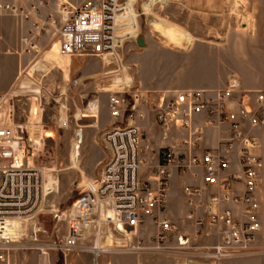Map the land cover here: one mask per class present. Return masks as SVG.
<instances>
[{
  "label": "built area",
  "instance_id": "built-area-1",
  "mask_svg": "<svg viewBox=\"0 0 264 264\" xmlns=\"http://www.w3.org/2000/svg\"><path fill=\"white\" fill-rule=\"evenodd\" d=\"M24 2H28L26 7L22 6ZM133 2L66 3L58 28L53 16L47 14L41 28L35 24L38 31L33 36L54 29L52 38L61 57L119 60L127 30L132 28ZM47 5L48 0H0V15L40 18L41 9ZM22 43L24 53L35 51L30 37L23 38ZM15 99L12 93L0 94V241H4L6 222L29 221L42 206V169L29 162L32 141L26 127L15 123ZM107 107L111 119L123 123L102 136L108 160L99 179L86 181L71 203L66 235L39 249V264H50V252L66 255L76 251L89 236L93 237V253L96 248L104 253H135L142 249L137 235L147 220L157 229L153 239L163 243L175 229L166 214L172 169L178 176L200 178L201 185L182 187L184 220L204 228L206 236L215 232L217 243L209 258L219 263L225 258L249 256L261 229L258 191L262 163L257 132L264 130V91H243L239 78L229 73L224 86L214 90L171 94L118 90L109 94ZM149 115L163 140L179 134L181 150L175 151L170 145L161 147L153 181L141 182L139 171L149 145L138 123ZM209 131L219 137L217 144L202 148ZM34 236L35 241L36 233ZM176 242L184 247L190 237L180 234ZM10 250L0 242V264H10Z\"/></svg>",
  "mask_w": 264,
  "mask_h": 264
},
{
  "label": "rangeland",
  "instance_id": "rangeland-1",
  "mask_svg": "<svg viewBox=\"0 0 264 264\" xmlns=\"http://www.w3.org/2000/svg\"><path fill=\"white\" fill-rule=\"evenodd\" d=\"M66 3L65 0H54L55 28L61 22L60 15ZM257 13L256 0H134L132 28L127 30L129 35L123 41L119 60L74 57L68 89L64 84H50L44 71L36 69L30 72L31 77L28 74V79L24 78L23 83L8 92L16 96L15 123L27 126L30 138L37 142L32 149L28 148V156L33 154L29 162L43 170L44 183L50 187L33 219L21 224L6 222L3 234L10 236L2 239L10 245V264H39V249L66 235L67 211L81 193L83 184L99 179L109 156L102 136L112 127L123 125L109 116V94L118 90L157 91L164 83L174 80L210 84L224 72H235L238 49L247 47L251 50L255 31L258 34L262 29V22L254 20ZM151 23H156L160 30L165 27L166 31H173L178 41L161 38L169 44L163 42ZM53 31L50 30L48 35L52 36ZM139 37L144 42L143 47L136 43ZM50 38L56 41L54 37ZM51 40L45 51L52 46ZM41 62L45 64L44 58ZM14 69L12 58H0V88ZM28 72L29 68L24 77ZM116 79L119 82L115 83ZM57 81L59 83V78ZM207 133L204 141L208 139ZM24 135L27 137V133ZM180 138L179 134L168 138L175 151L181 150L178 146ZM156 141L154 137L152 143L156 144ZM260 141L264 142L263 133ZM152 148L147 152L151 153ZM153 161L152 157L148 163ZM260 177V187L264 191L263 166ZM170 182L177 195L173 199L167 198L166 214L175 229L163 243L157 244L153 239L157 229L147 220L146 227L137 235L142 249L135 253L94 251V254L93 237L89 236L72 253L50 252L49 263L264 264L263 227L249 256L225 258L219 263L210 259L211 249L217 243L215 232L206 236L204 228L184 220L186 206L181 193L182 180L176 177ZM261 220H264V213ZM180 234L190 237L188 245H177L176 238ZM100 246H104L103 242Z\"/></svg>",
  "mask_w": 264,
  "mask_h": 264
},
{
  "label": "crops",
  "instance_id": "crops-1",
  "mask_svg": "<svg viewBox=\"0 0 264 264\" xmlns=\"http://www.w3.org/2000/svg\"><path fill=\"white\" fill-rule=\"evenodd\" d=\"M34 2V0H29ZM67 4L71 6H77L85 0H65ZM258 4V13L254 17L255 21L262 22V29L257 34L255 31L252 37V47L249 50L247 47H242L238 49L235 72L230 73L235 74L240 81L241 89L243 91L255 92L264 91V0H256ZM74 2V3H71ZM54 0H48V5L41 9L40 18L31 17L29 20H23L19 18H14L8 15H0V58H12L14 62V72L8 80L5 81L3 86L0 88V94L8 93L13 91L16 87L23 83V79H28L27 75L31 77L30 72L38 69L44 71V77L50 84H55L56 86L68 85L70 82V77L72 74V69L74 66V59L68 57H61L57 55V47L55 41L51 40L48 34H42L39 37L33 35L37 34L39 28H41L42 23L45 21V15L50 14L53 16L55 11L53 10ZM28 2L22 4L26 7ZM258 15V16H257ZM35 24L38 25V29L35 28ZM31 32V34H29ZM30 37L32 43L35 45V51L31 54L24 53V45L22 39ZM50 39H49V38ZM159 38V37H158ZM161 39V38H159ZM51 40L52 46L48 51L44 49L47 47ZM163 42L169 44L167 41L161 39ZM171 45V44H170ZM44 58L45 64L41 62ZM7 61V60H6ZM29 68V72L24 77V72ZM34 69V70H33ZM228 73H223L221 76H217L210 84L198 83L196 81H178L174 80L172 82L164 83L157 91H149L155 94H171L173 92L181 91H200V90H213L219 89L224 86L225 79ZM54 78V79H53ZM59 78V83L57 79ZM119 82V79L115 80V83ZM29 84V80L26 81ZM64 91V90H63ZM138 125L141 127L143 136L145 139V144L149 145V149L152 148V152H145L144 161L145 164L139 171V178L141 182H152L154 179V169L156 168L159 161V150L165 145L172 146L169 140H163L161 134L153 124V117L149 115L145 121L139 122ZM27 127V126H26ZM26 132H28L26 128ZM260 147L258 150L259 156L261 158L262 166L264 167V142L261 143L260 136L264 134V130L258 132ZM157 138L156 144L152 143V139ZM49 138V136L47 137ZM207 140L202 144V148H213L216 146L218 141V136L216 133L209 131L207 133ZM32 146H34V140H32ZM169 142V143H168ZM148 149V150H149ZM154 158L152 163H148L151 158ZM195 171V169L193 170ZM178 177L182 180V187L186 184L191 185H201L199 176L196 178L191 177L190 174L185 176H178L174 169L169 172L168 177V189L167 198L173 199V196L177 193L174 191V186L170 182V179ZM181 187V193H182ZM183 194V193H182ZM258 200L260 201V223L261 227L264 229V220H261V214L264 213V191L259 188ZM183 201L185 205V197L183 195ZM262 203V206H261Z\"/></svg>",
  "mask_w": 264,
  "mask_h": 264
},
{
  "label": "bare ground",
  "instance_id": "bare-ground-1",
  "mask_svg": "<svg viewBox=\"0 0 264 264\" xmlns=\"http://www.w3.org/2000/svg\"><path fill=\"white\" fill-rule=\"evenodd\" d=\"M66 15L64 14L63 15V17H65ZM151 27L153 28V31L155 32V34L159 37V38H165V39H168L169 41H171V42H177L178 41V36L175 34V33H173V31H166L165 30V27H164V29L163 30H165V31H163V30H160L159 28H158V26L156 25V23H151ZM34 70V69H33ZM35 111V110H34ZM37 140V139H36ZM34 144H37V142H35L34 141ZM46 175H48V174H46ZM48 180V179H47ZM49 181H51V178L49 179ZM48 181V182H49ZM42 182H43V196H42V203H43V201H44V199H45V197L49 194V190H50V187L48 186V184H45L44 183V172H43V170H42ZM54 182V181H53ZM52 182V183H53ZM51 183V184H52ZM50 184V183H49ZM15 222H17V221H15ZM3 237H8V236H10L9 234H3L2 235ZM2 244H6V245H8L6 242H3V241H0ZM8 246H10V245H8ZM94 251H99V248H96Z\"/></svg>",
  "mask_w": 264,
  "mask_h": 264
},
{
  "label": "water",
  "instance_id": "water-1",
  "mask_svg": "<svg viewBox=\"0 0 264 264\" xmlns=\"http://www.w3.org/2000/svg\"><path fill=\"white\" fill-rule=\"evenodd\" d=\"M136 43H137V45L139 47H143L144 46V42H143L141 37L137 38Z\"/></svg>",
  "mask_w": 264,
  "mask_h": 264
}]
</instances>
